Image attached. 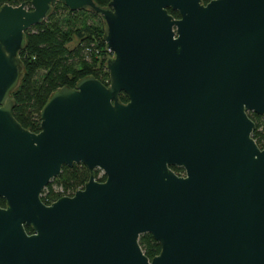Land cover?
Instances as JSON below:
<instances>
[{
	"label": "water",
	"instance_id": "1",
	"mask_svg": "<svg viewBox=\"0 0 264 264\" xmlns=\"http://www.w3.org/2000/svg\"><path fill=\"white\" fill-rule=\"evenodd\" d=\"M52 1L0 8V264H264V146L247 116L264 115V0H62L103 18L109 84L54 92L36 134L11 93ZM75 164L83 189L43 204Z\"/></svg>",
	"mask_w": 264,
	"mask_h": 264
},
{
	"label": "trees",
	"instance_id": "2",
	"mask_svg": "<svg viewBox=\"0 0 264 264\" xmlns=\"http://www.w3.org/2000/svg\"><path fill=\"white\" fill-rule=\"evenodd\" d=\"M31 0H0L12 7L24 3L25 9L31 10ZM211 0H202L204 4ZM99 8H106L110 0H93ZM174 19L178 12L167 10ZM103 18L91 10L70 11L62 0H53L46 18L24 33V45L18 53L22 63V76L16 89L11 93L13 101L12 116L20 126L31 133L40 132V112L51 95L63 87L75 88L77 82L92 76L108 86L109 75L105 68L106 58L103 53H110L103 42ZM76 42L69 49L68 45ZM119 100L127 103V97L121 93ZM247 116L254 123L251 138L258 148L264 146V115L248 112ZM177 176H183L179 167H171ZM90 172L82 164L71 168L63 166L60 175L54 178L40 195L45 205H51L59 196L52 190V182H57L63 196L71 197L76 190L82 189L89 180ZM98 182L105 180L100 170L94 171ZM47 191V192H46ZM46 192V194H44ZM0 207L5 201L0 198ZM28 234L32 229L25 227ZM138 244L143 254L151 260L160 252V245L150 234L139 236Z\"/></svg>",
	"mask_w": 264,
	"mask_h": 264
},
{
	"label": "rangeland",
	"instance_id": "3",
	"mask_svg": "<svg viewBox=\"0 0 264 264\" xmlns=\"http://www.w3.org/2000/svg\"><path fill=\"white\" fill-rule=\"evenodd\" d=\"M75 45H76V42L74 41L73 43H71V44L68 45V48L69 49H72ZM103 54H104L103 55V58H106L107 60L110 59V58H112V53H107V55H106V53H103ZM52 190L55 193L58 194L59 198L64 197L63 194L61 193L62 192V189H61L60 185L57 184V182H54V183L52 182ZM46 192L44 194H46Z\"/></svg>",
	"mask_w": 264,
	"mask_h": 264
},
{
	"label": "built area",
	"instance_id": "4",
	"mask_svg": "<svg viewBox=\"0 0 264 264\" xmlns=\"http://www.w3.org/2000/svg\"><path fill=\"white\" fill-rule=\"evenodd\" d=\"M108 51V50H107ZM109 52V51H108ZM83 189V188H82ZM79 190H81V189H79ZM68 197V196H67Z\"/></svg>",
	"mask_w": 264,
	"mask_h": 264
}]
</instances>
